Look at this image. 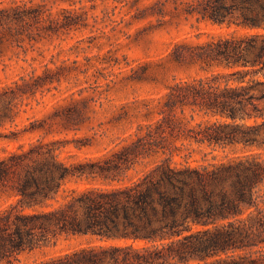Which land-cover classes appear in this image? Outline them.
<instances>
[{
    "label": "trees",
    "instance_id": "1",
    "mask_svg": "<svg viewBox=\"0 0 264 264\" xmlns=\"http://www.w3.org/2000/svg\"><path fill=\"white\" fill-rule=\"evenodd\" d=\"M50 1L1 10L0 31L30 25L31 14L42 35L78 25L82 15H53ZM170 7L177 18L220 31L173 42L172 61L204 74L145 101L132 141L119 149L65 162L60 152L72 141L45 138L54 123L80 130L89 120L86 98L18 128L25 101L53 78L0 89V142L7 143L0 154V264H19L23 254L62 238L83 242L34 264H264V0H158L150 14L165 16ZM188 109L192 120L209 119L189 127ZM180 140L226 154L177 164L175 156L193 155ZM146 160L153 166L129 178Z\"/></svg>",
    "mask_w": 264,
    "mask_h": 264
},
{
    "label": "rangeland",
    "instance_id": "2",
    "mask_svg": "<svg viewBox=\"0 0 264 264\" xmlns=\"http://www.w3.org/2000/svg\"><path fill=\"white\" fill-rule=\"evenodd\" d=\"M158 0H51L48 3L53 15L64 14L65 9L75 10L81 18L70 29L47 35L38 32L41 23L30 15V25L13 23L11 29L0 31V89L14 86L15 82L37 76L53 80L23 105L16 121L18 128L34 120L49 119L60 112L59 106L86 98L89 120L78 131H65L54 123L53 132L45 140L69 139L72 141L60 152L67 163H76L102 156L130 143V134L141 120L139 111L145 101L166 93L168 86L177 80L202 76L197 68H181L169 55L173 42L184 38L196 40L199 31L219 32L216 27L177 18L170 7L165 16L150 14V7ZM42 0H0V11L16 6L31 8ZM67 13H65L66 15ZM195 26V29L191 28ZM199 28V30H198ZM11 32V33H10ZM203 36L201 40H206ZM186 111L188 126H195L209 117ZM214 120L215 118H211ZM9 127V126H7ZM16 127H13L15 129ZM5 131V130H3ZM40 134H28L20 143H29ZM82 143H90L81 149ZM18 143L8 148L14 149ZM184 144L193 155L189 160L184 153L175 156L177 164L188 161L192 165L210 161L213 155L223 159L226 153L206 146ZM5 141L0 142L1 148ZM229 153V152H228ZM229 156H232L229 153ZM264 158V155H263ZM154 161L146 160L129 171V178L136 179L152 167ZM75 187L74 184L70 185ZM85 185H81L83 188ZM83 240L60 239L56 245L36 249L21 256L19 264L37 261L64 253L77 247Z\"/></svg>",
    "mask_w": 264,
    "mask_h": 264
}]
</instances>
